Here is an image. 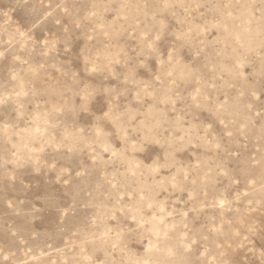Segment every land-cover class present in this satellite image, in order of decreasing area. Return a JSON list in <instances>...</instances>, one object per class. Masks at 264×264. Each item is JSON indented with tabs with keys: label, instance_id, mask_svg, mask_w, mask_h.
I'll return each instance as SVG.
<instances>
[{
	"label": "rangeland",
	"instance_id": "1",
	"mask_svg": "<svg viewBox=\"0 0 264 264\" xmlns=\"http://www.w3.org/2000/svg\"><path fill=\"white\" fill-rule=\"evenodd\" d=\"M0 264H264V0H0Z\"/></svg>",
	"mask_w": 264,
	"mask_h": 264
},
{
	"label": "snow or ice",
	"instance_id": "2",
	"mask_svg": "<svg viewBox=\"0 0 264 264\" xmlns=\"http://www.w3.org/2000/svg\"><path fill=\"white\" fill-rule=\"evenodd\" d=\"M156 39H159V36H157Z\"/></svg>",
	"mask_w": 264,
	"mask_h": 264
}]
</instances>
